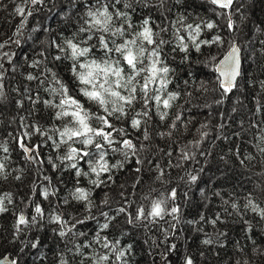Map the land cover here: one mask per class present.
Listing matches in <instances>:
<instances>
[{"label":"snow or ice","instance_id":"1","mask_svg":"<svg viewBox=\"0 0 264 264\" xmlns=\"http://www.w3.org/2000/svg\"><path fill=\"white\" fill-rule=\"evenodd\" d=\"M50 2L12 0L13 15L19 17V22L12 35L0 42V101L8 99L9 81L17 71V65L13 63L16 53L3 50L13 43L21 47L19 37L24 35L29 18ZM167 2L65 0V14L72 12L67 17L72 32L69 35L61 33L50 39L47 47L38 53L40 59H33L27 64L31 70L22 73L26 81L23 87L12 89L21 94L15 101V107L25 110L27 116H19V128L15 134L7 135L15 141L24 159L36 167L38 179L42 177L47 185L38 189L36 180H33L30 195L20 198L25 208L32 209L31 215L24 208L16 211L15 207H10L15 205L14 193H0V215L12 213V242L19 240L22 244L16 256H0V264H21L19 253H23L26 248L39 249L46 237H23L33 229L43 231L45 221L55 225L51 232L59 239L54 242L62 245L57 254V264H132L133 244L124 243L120 238L127 236V231L121 229L120 237L109 232L110 228H115L120 217H123L126 226L153 234L144 242L150 240L156 248L163 245L164 250L159 255L164 264H171L168 257L178 249L177 243L171 241L183 231L181 225H191L197 233H203L201 243L212 248L223 247L221 240L227 239L228 234L220 231L218 226L226 227L234 214L246 226V232L252 230L250 220L245 219L247 213L251 212L264 220V203L258 202L252 192L244 196L243 204L233 196L230 199L221 197V211L210 216L202 212L198 219L184 220L181 205L177 202L180 192L176 187H167L171 183L168 169L182 168L183 162L195 159L191 149L199 148L209 135V123H202L197 129L200 139L189 141L180 148L175 163L171 159V145L165 148L158 143L171 140L181 128L186 130L185 111L197 107L193 103L197 97L192 91L187 88L176 90L174 77L177 69L168 60L169 52L183 53L181 63L184 64L190 61L193 51L202 53L203 48L213 47L218 50L217 54H209L204 61L213 73L215 87L211 90L219 94V99L214 101L217 105H222L230 95L240 90V82L244 78L243 66L247 59L243 54L245 48L235 37L239 25L233 18L238 15L241 19H247L242 11L245 7L242 0H205L214 6V15L226 21L227 36L220 34L224 29L216 20L201 17L199 22H188L186 14L168 20L162 12V20H168V23L161 26L149 13L164 8ZM145 10L148 12L142 18L134 19L138 11ZM165 11L170 13L171 7ZM38 30L32 28V32ZM213 30L215 34L205 38V33H212ZM255 30L264 33V28L259 24ZM257 43L264 55V39L250 40L247 46L255 51ZM28 59V56L24 57L26 62ZM6 63L9 67H5ZM33 83L35 87H32ZM184 83L188 85L189 81L185 80ZM249 84H258L260 91L264 92V80L250 81ZM196 91L206 93L209 88L205 82H201ZM181 99L183 104L178 103ZM25 101L30 105L27 109ZM184 105L188 106L187 109L173 111L183 109ZM204 107L211 105L205 103ZM232 111L235 112L236 108L233 107ZM262 112L264 104L257 99L253 115ZM39 113L47 115L37 118ZM29 117H33L31 122ZM41 120L45 122L41 123ZM262 125L264 120L250 123V127L260 131L258 137L253 134L256 141L254 147L264 157ZM34 136L40 137L41 142L32 143ZM49 142L60 154L55 159L49 156L45 160L40 149ZM0 152L3 153L0 156V181H7L12 175V149L7 142H0ZM245 159L251 161L254 157H245L240 161L242 165ZM46 162L53 172H72L73 188L62 199V203L65 208L71 207L74 202L81 205L83 215H73L60 209V189L52 183L50 175L41 171V166ZM133 164L134 167L130 169L136 174L131 184L133 190L140 186L147 171L149 174L154 173L155 182L165 186L163 191L149 186L148 192L137 201L129 198L136 195L135 191L129 192L125 184H120L119 200H114L110 192L105 191L97 203L94 199L96 189L112 188L117 183L116 173L125 170L126 165ZM13 178L23 182L22 175ZM189 180L195 183L198 175L189 174ZM85 181L87 186H84ZM37 191L41 201L49 202V210L46 211L43 203L34 199ZM260 194L264 195V187H260ZM183 195L187 196V193ZM213 195L221 196L219 192ZM51 197L56 198L55 205ZM104 208L108 211H104ZM93 209L99 210V216L93 214ZM101 218L103 223L100 222ZM90 222L96 224L91 235L82 230ZM206 225L212 227L211 233L205 231ZM155 233H159V243ZM239 251L243 253L244 249L240 248ZM199 256L205 258V250H201ZM182 262L196 264V258L186 251L182 255ZM234 264H248V261L237 259Z\"/></svg>","mask_w":264,"mask_h":264},{"label":"trees","instance_id":"2","mask_svg":"<svg viewBox=\"0 0 264 264\" xmlns=\"http://www.w3.org/2000/svg\"><path fill=\"white\" fill-rule=\"evenodd\" d=\"M242 2L245 6L242 11L245 12L247 19H241L238 15L233 18L239 25V31L235 33V37L245 48L243 54L247 57L243 66L244 78L240 82V90L230 95L222 105L214 103L216 99H219V94L211 90L215 87V80L211 69L204 64L209 54H217L218 50L215 47L211 49L203 48L202 53L193 51L190 61L184 64L181 63L183 53L169 52L168 55L171 66L177 69L174 77L176 90L183 91L187 88L188 91H192L193 95L197 97L193 101L197 107L192 108L191 111H185L187 117L185 123L188 124L186 130L181 128L179 133H174L171 140L158 141V143L165 148L169 144L171 145L169 150L173 152L171 159L175 163L179 158V149L189 141L200 139V133L197 129L200 128L202 123H209L208 137L203 140L199 148L191 149L195 153V159L183 162L182 168L168 169L171 183L167 187H176L180 192L181 195L177 202L181 205L184 220L198 219L199 214L202 212L210 216L216 211H221V197L230 199V196H233L243 204L244 196L248 192H252L258 202L264 203V195L260 194V187H264V157H261L254 147L256 141L253 138V134L255 133L258 137L260 131L250 127V123L264 120V112L253 115L256 100L258 99L260 103L264 104V92L260 91L258 84L255 86L249 84L250 81L264 80V55L261 54V46L258 43L255 44V51L247 46L250 40L264 39V33L255 30L258 24L264 28V0H242ZM64 3L65 0H51L47 6L41 8L33 17L29 18L28 25L24 29V35L19 37L21 47L18 48L13 43L3 50L16 53L13 63L17 65V71L9 81L8 99L0 101V142H7L12 149L10 154L12 175L7 181H0V193L8 191L14 193L15 205L10 207H15L16 211L24 208L28 215L32 214V209L30 207L25 208V205L20 202V198H26L30 195V185L33 180H36L38 189L46 186L47 181H44L42 177L38 179L39 173L36 167L24 159L23 153L17 147L15 141L7 135L8 133L15 134L19 128V116H27L25 110L15 107V101L20 98L21 94L12 89L23 87L26 81H24L22 73L26 74L27 71L31 70L27 67V64H30L33 59H40L38 53L47 47L50 39L58 37L61 33L69 35L72 32L73 29L68 26L69 20L67 18L72 15V12L68 11L65 14ZM5 5L6 7H4ZM53 5L55 6L53 7ZM168 7H171L170 13L165 11ZM213 7L205 0H179V2L168 0L164 8L152 10L149 14L161 26L167 24L168 20L179 18L182 14L187 15L188 22H199L201 17L216 20L224 29L220 34L227 36L226 21L222 17L214 15ZM49 9H51V12ZM146 12L148 10L138 11L134 19L142 18ZM162 12L168 17V20H162ZM18 22L19 17L13 15L12 0H0V42L12 35ZM33 27L39 30L32 32ZM45 29L51 31H45ZM212 34H215V30L212 33L206 32L205 38H210ZM29 36H31V39H28ZM25 56L29 58L27 62L24 60ZM49 59L51 58L49 57ZM5 67H9V65L6 63ZM187 73H191V75ZM67 78V75H65V79ZM185 80L189 81L188 85H185ZM201 82L207 84L208 92L198 93L196 91ZM32 87H35L34 83ZM178 103L183 104V99ZM205 103L211 105V107H204ZM29 106L28 102L25 101V109ZM187 107V105H184L183 109H174L173 111L184 110ZM233 107L236 108L235 112L232 111ZM46 115V113H39L37 118L39 116L46 117ZM28 119L31 122L33 117ZM241 121H243L242 125ZM40 122L44 123L45 121L41 120ZM219 125H224V127L221 128ZM40 142V137L34 136L32 138V143ZM201 152L204 154L201 155ZM40 154L46 160L49 156L55 159L60 153L55 151L49 142L47 146L40 149ZM2 155L3 153L0 152V156ZM249 155L253 156L254 159L251 161L245 159L242 165L240 161ZM161 163H164V161H161ZM131 167H134V164L126 165L125 170L116 173L117 183L112 188L96 189L94 199L97 203H99L105 191L110 192L114 200H119L120 184H125L129 192L135 191L136 195L129 198L137 201L148 192L149 186L163 191L165 186L155 182L153 179L154 173L149 174L147 171L142 177L140 186L133 190L131 184L136 174L130 170ZM41 171L45 175H50L52 183L59 187L60 209L73 215H83L84 210L81 205L74 202L71 207L65 208L62 203V199L68 196L73 188L72 172H53L47 162L41 166ZM189 174L198 175V180L191 183ZM16 175L23 176L22 183L13 178ZM84 186H87L86 181ZM185 192L187 196L183 195ZM216 192H219L221 196L213 195ZM34 199L42 202L46 211L49 210V202L41 201L39 191L35 194ZM50 200L53 205L56 204L55 197H51ZM103 210L108 211L107 208ZM93 214L99 216V210L93 209ZM245 219L250 220L251 231L246 232L244 230L246 226L240 222L235 214L232 218H229L226 227L218 226L220 231H225L228 234L227 239L221 240L223 247L208 248L201 243V240L204 239L203 233H197L191 225H181L183 231L178 233L177 239L171 241L177 243L178 249L169 255L168 259L171 264H183L182 255L187 251L195 256L196 264H234L237 259H246L248 264H264V254H261L264 253V220H260L251 212L246 214ZM100 222L103 223L102 218ZM13 223L14 217L11 212L0 215V256L5 254L16 256L19 248L22 247L19 240L12 242ZM53 227L55 225L45 221L43 231L38 232L33 229L23 237V239H31L34 236H40L41 238L46 237V239H43L42 246L39 249L26 248L23 253H19L21 264H57V254L62 245L54 242L59 238L51 232ZM95 228V222H90L82 230L91 235ZM121 229L126 230L128 235L120 237ZM205 231L211 233L213 229L210 225H206ZM109 232H114L121 238L122 242L133 244L132 264H164L159 255L164 250V246L161 245L156 248L150 240L148 243L144 242L153 234L146 232L144 229L134 230L130 226H126L123 217L118 218L115 228H110ZM154 235L157 243H159V233ZM240 248L244 249L243 253L239 251ZM201 250H205V258L199 256ZM216 253H219V255H216Z\"/></svg>","mask_w":264,"mask_h":264}]
</instances>
